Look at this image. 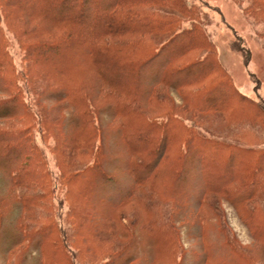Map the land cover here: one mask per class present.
Segmentation results:
<instances>
[{"label": "trees", "instance_id": "trees-1", "mask_svg": "<svg viewBox=\"0 0 264 264\" xmlns=\"http://www.w3.org/2000/svg\"><path fill=\"white\" fill-rule=\"evenodd\" d=\"M245 10L264 36V0ZM49 99L69 113L45 109ZM1 120L14 123H0V207L12 204L0 226L10 218L14 233L1 250L26 249L18 264L35 247V264H137L141 215L153 242L144 264H264V101L235 84L197 3L0 0ZM240 195L251 246L222 206ZM181 215L196 227L193 262Z\"/></svg>", "mask_w": 264, "mask_h": 264}, {"label": "rangeland", "instance_id": "rangeland-1", "mask_svg": "<svg viewBox=\"0 0 264 264\" xmlns=\"http://www.w3.org/2000/svg\"><path fill=\"white\" fill-rule=\"evenodd\" d=\"M192 2L197 3L202 9V22L205 26L206 31L212 37L215 42L216 48L218 50V57L223 66L230 72L235 84L239 87L244 93L254 97L255 99L264 101V36L260 33L263 29V24L254 19L248 11L245 10L247 3L250 0H191ZM241 46L243 48H241ZM241 48V49H240ZM250 52V58L248 63L244 62L245 50ZM11 52L14 54L15 60L18 62L20 51L18 46L13 44L11 47ZM160 66L159 61L151 63L145 73V87L148 82L152 79L154 71ZM21 83H23L21 81ZM172 93L175 94L172 89ZM44 107L47 108H59L63 112L69 113V110L62 106V104H56L54 100L49 99L48 102H45ZM43 107V106H42ZM63 107V108H62ZM102 113L99 122L103 126H108L107 122L109 120V115ZM0 123L8 125L14 124L13 121L1 120ZM66 132L67 130H63ZM34 139L38 142L40 146L43 147L46 156L49 158V166L55 172V165L53 163V158L50 152L43 145L39 134L35 131ZM116 148V147H115ZM117 149V148H116ZM123 164L118 163L117 172L122 173ZM244 199V196L241 195L233 200L222 201V206L227 212L228 224L231 231H233L237 239L244 246H251L253 243V238L250 235L249 229L244 223L240 220L238 209L240 203ZM5 205V206H4ZM0 207L3 215L10 211L11 203L6 200V202ZM66 206L62 209L63 215H65ZM11 211L9 212V214ZM9 217L8 214H6ZM11 215V214H10ZM9 220V221H8ZM12 219L6 220L3 223L4 226H0V264H6L11 259L10 264H18L21 259L25 256L26 249H18L14 252L12 257L6 256L3 254V246L6 243L10 242L13 238L14 233L11 230L13 223ZM146 221V217L141 215V220L138 227L137 239L134 243V246L130 249L131 256H134L137 260V264H144L146 259L150 257L153 253V242L147 236V234L141 231L139 228L143 225V222ZM67 228H69L68 222H66ZM176 226L181 230L183 237V248L188 251V256L186 261H192L194 256L189 249L190 247H196L199 249L198 244H194V237L197 235L196 227L187 225L183 220V215L180 218H177ZM73 232L72 228L69 230V233ZM113 239V238H112ZM111 239V240H112ZM115 239L118 240L117 243L123 244L126 239L119 238L117 232H115ZM115 241L112 240L110 245ZM218 245H222V241H218ZM112 247V246H111ZM116 248V246H115ZM220 248V247H219ZM33 250V251H32ZM31 251V259L28 264H35L37 258L38 249L35 247ZM256 254H260L264 259V249L256 248L254 249ZM129 255V254H128ZM231 259L235 262L237 261L236 256L230 255ZM14 261V262H13ZM237 264V263H236Z\"/></svg>", "mask_w": 264, "mask_h": 264}]
</instances>
